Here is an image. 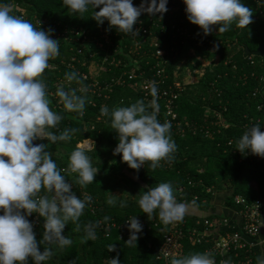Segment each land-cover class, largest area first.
<instances>
[{"label": "trees", "instance_id": "1", "mask_svg": "<svg viewBox=\"0 0 264 264\" xmlns=\"http://www.w3.org/2000/svg\"><path fill=\"white\" fill-rule=\"evenodd\" d=\"M174 1L167 0L168 10L162 18L159 13L151 15L142 12L137 18L140 24L133 25L134 31H136L135 26H138L136 35L133 36L118 33L114 28L110 29L106 20L103 24L97 25L92 18L91 8L83 14H73L63 5V0H3L4 3L11 5L13 14L29 20L37 28L40 26L43 30H46L45 27L53 30L52 38L59 41L60 54L49 62L55 67L46 69L43 77L49 93L50 108L62 115L61 121L52 131L59 134L64 128L76 129V132L72 134V139L67 141V144L71 146L90 139L96 145L104 143L115 149L118 137L111 128L110 118L100 115L101 106L107 105L111 111L114 106H129L140 99L147 103L151 99L149 90L146 91L147 100H145L142 92L133 89L132 85L138 78L129 80L127 75H122L131 69V59L137 61L139 67L137 74L142 73L141 79L158 81L155 73L163 69L166 78L161 80V84L158 83V88H173V59L180 54L184 43L197 48L201 54L207 55L212 52L218 55L220 63L214 69V75L206 70L201 79L196 82L199 93L204 96L205 100L194 99L190 93L184 91L173 100L169 111L165 108L164 102L158 103L157 118L161 123L166 120L170 121L171 137L176 144L172 162L169 164L161 161L162 166L155 170L148 167L147 163L139 170H132L121 161L119 154L114 155L115 162L142 183H153L155 186L161 182L171 183L177 202H188L192 195L207 198L202 191L203 186L215 185L214 180L217 175L227 181L228 193L242 194L252 199L255 195L254 185L260 187L264 183V174L261 172L264 165L248 162L245 158L232 153L225 146L224 141L228 139V135L238 134L243 125L248 123L243 116L247 119L257 116L256 106L262 105L264 101L260 98V94L251 95L256 87L263 90L264 82L258 86L253 78L248 77L254 71L256 74L264 73L263 62L260 58L253 56L252 61L255 66H252L249 64L248 55L245 54L246 51L254 52L260 43L264 45V17L259 15L260 9L255 0H242L245 6L253 10L252 22L246 28L237 27L233 23L228 31L219 33L216 32L219 25H215L207 41H199L197 37L204 34L197 26L187 21L184 5ZM132 3L134 6H140L141 0H132ZM262 8L264 10V7ZM93 11H99V7ZM143 28L148 34L141 33ZM162 28L164 37L161 36ZM74 32H81L85 35L88 39L86 44L78 45L70 42ZM104 35L111 38L112 46L105 45L104 52H102L94 45V40L102 42ZM153 37L158 39L157 48L164 50L162 58H156L157 48L150 46ZM198 44L201 47L198 48ZM80 48L82 51L78 54L77 50ZM113 51L116 54H113ZM92 55H94L93 58ZM105 55H107V61L102 62ZM112 55L114 63L120 61L119 64L123 67L107 65L106 69L109 76L112 74L115 78L123 76L120 85L112 86L107 99L95 97L91 100L86 93L77 92L78 95L86 96L82 116L64 110L58 102V97L55 96L57 87L63 85L65 90H69L77 85L73 82L67 87L63 83L66 81L65 72L75 70L79 75L87 74V67L91 62L104 65L110 62ZM218 74L221 75V79H216L217 83L213 88L211 84ZM108 79L109 77L103 80L101 86H104ZM214 90L221 92L220 98L216 97ZM52 93L53 95L50 96ZM219 100L222 105L226 106V111L222 113V122L228 125V129H222L220 135L214 132L213 135L207 137L202 129L205 106L213 105L216 108ZM168 112L170 113L167 115ZM171 115H174V119ZM60 142L64 141L56 143ZM39 143L40 139L33 141V144ZM106 167V161L97 166L98 171L93 183L83 188L76 183L77 174L70 177L68 173L62 172L65 179L72 184V190L76 195L80 197L81 193H86L92 197L91 204L94 209L91 212L89 205L86 206L78 221L80 231L75 230L76 226L72 222L65 226L63 234L69 237L72 243L64 248L52 245L54 255L46 264H108V259L113 256H117L121 264H156L155 255L161 242V234L153 224L161 222L158 215L154 213L152 217H147L140 208L135 206H128L121 213H118L115 208L106 207L104 191L100 185H97ZM199 170H201L200 173ZM187 179L195 184L200 181L202 185L197 184L191 187L187 184ZM181 186H183V191L178 192ZM106 215L110 217V220L104 223L115 222L116 224H122L130 217L136 216L143 226L142 231L138 233L136 247L124 243L128 238L119 239V232L116 228L111 229L109 235L105 237L99 226L96 229L97 238L95 240L84 242L81 239L84 235V225L98 220L102 221ZM27 219L30 221L29 217ZM184 219L190 222L193 220L188 214H185ZM38 220L39 226L33 228L37 241L42 238L43 233V218L39 217ZM182 243L184 248L182 256L204 253L207 249L204 244L192 245L186 240ZM109 244H115L113 252H108ZM46 246L48 245L42 243L40 250L43 251ZM29 264H32L31 259H29Z\"/></svg>", "mask_w": 264, "mask_h": 264}, {"label": "clouds", "instance_id": "2", "mask_svg": "<svg viewBox=\"0 0 264 264\" xmlns=\"http://www.w3.org/2000/svg\"><path fill=\"white\" fill-rule=\"evenodd\" d=\"M187 21L198 27L204 35L213 32L224 33L235 23L246 28L252 22L253 10L242 0H182ZM264 4V0H257ZM63 5L73 14H83L91 8L92 18L97 25L106 20L109 28L118 33L136 35L133 25L142 12L151 15L167 12V0H141L134 6L132 0H63ZM145 5H147L145 7ZM99 7V11H93ZM51 29L35 27L29 20L15 15L11 5L0 0V264H43L54 255L52 245L64 248L72 241L63 234L65 226L72 222L80 231L79 218L92 197L84 194L81 199L72 190L62 172L77 174L76 183L81 187L93 183L97 168L90 157L79 146L69 155L67 168L57 167L56 161L46 149L48 144H33L34 140L47 142L70 141L74 128H64L57 134L52 131L61 121L62 115L50 108L49 93L43 73L55 65L49 63L60 54L59 41L52 38ZM66 82H75L79 87L65 90L57 87L55 96L67 112L82 116L85 109L88 87L83 77L72 70L64 74ZM151 99L147 103L140 99L129 106H101L100 115L110 118V125L116 132L118 143L113 154H119L121 161L132 170H139L146 163L155 170L161 161L171 163L176 151L171 137L170 121L161 123L158 86L156 81L146 82ZM77 91L82 93L77 94ZM260 124H253L242 133L236 150L242 154L251 153L264 157V131ZM93 144L92 141H90ZM41 192L43 194L41 195ZM110 206H127L120 195L108 193ZM194 203V201H193ZM137 204L147 217L154 213L164 226L179 223L184 219L188 204L177 202L169 182H161L142 191ZM33 213L43 218L42 238L37 241L33 225L27 217ZM84 225V242L97 238L96 229L101 223ZM129 237L125 244L136 247L142 224L136 216L127 220ZM42 243L46 247L40 250ZM108 252L115 250V244L107 246ZM108 264H121L117 256L108 259ZM170 264H215L207 252L173 256ZM220 264H231L223 260ZM264 264V258L259 259Z\"/></svg>", "mask_w": 264, "mask_h": 264}, {"label": "built area", "instance_id": "3", "mask_svg": "<svg viewBox=\"0 0 264 264\" xmlns=\"http://www.w3.org/2000/svg\"><path fill=\"white\" fill-rule=\"evenodd\" d=\"M174 2H178L183 5L182 0H175ZM255 3L260 9L259 15L264 17V10L262 8L264 7V4L257 3V0H255ZM146 6L147 5H145V7ZM137 24L139 25L140 22L137 21ZM44 29L48 30L47 27H45ZM135 29L137 31V25L135 26ZM141 33L143 35L148 34L147 30L144 28L143 30H141ZM161 36L164 37L163 28ZM153 38H156V42L150 43V46L157 48L158 39L157 37ZM197 38L199 39V41H207L208 35H201ZM87 41L88 39L81 32H74L73 39H70V42H74L78 45L86 44ZM111 43V38L107 35L103 36L102 42L94 40V45L97 47V49L98 47H102L103 49L105 45L112 46ZM199 47H201L200 44H198V48ZM81 51V49H78L77 53L80 54ZM163 52L164 50H162L161 48H157L155 57H164ZM91 57L93 58L94 55H92ZM252 57L253 56L248 55V61L250 65L255 66L254 61H252ZM105 61H107V58L102 59V62ZM108 63L110 62H107V64ZM119 63L120 62H118V65H120ZM130 63L132 65L131 69L128 73H123V76L127 75V78L129 80L138 78V80L143 81L145 84L146 82L150 81L147 79H141L140 77L142 76V73L137 74V71H139V67L136 60L131 59ZM219 63L220 62L218 59L217 65L214 64L212 69H210L209 66L204 67L201 77L203 76V74H205L204 72L206 70H208L210 74L214 75V69L219 66ZM155 74L159 79L158 81H156L158 86V83L160 82L161 84V80L163 78H166V75H164L163 69L158 70ZM79 76L83 77V81L87 82L85 85H87L88 87L87 93H92L91 100L95 97L97 99H107L109 97L108 93L112 89V86L120 85V83L122 82L121 78L123 77L121 76L115 78L113 76L109 82H106L104 86H101L92 84V81L88 80L86 74H81ZM248 77L253 78L258 83V86H260L261 83L264 82V73L256 74L254 71L251 72ZM244 78H247V76H244ZM216 79H221V75H216L214 81L211 84L213 88L217 83ZM138 80H136L135 82H137ZM63 83L66 84L67 87L70 86L66 81H64ZM58 85L59 83L57 84V86ZM78 87V85L75 86V88L77 89ZM147 90L148 89H146L145 87L144 91L140 90V92L143 93L145 100H147L145 97ZM214 91L216 92V97L220 98L221 92L216 90ZM77 92L80 93L79 91ZM183 92L184 88L180 86L179 83L173 81V88H158L157 102H164L165 108L169 111L170 105H172L173 100H175L176 97ZM256 94H260V98H263L264 100V89L261 90L260 88L256 87L251 92V95L254 96ZM52 95L53 93L50 94V96ZM202 100H205L204 96H202ZM217 104L218 106L216 108L213 107V105L205 106L202 129L207 137L209 135H213L214 132L216 135H220L222 129H228V125L222 122V113L226 111V106L222 105L220 100L217 102ZM256 111L258 112V115L255 117L247 119V117L243 116V119L248 123L243 125L238 134L235 133L233 136L228 135V139L224 141V144L232 153H236L237 155L245 158V160H247L248 162H256L264 165V157H258L251 153L242 154L238 150H236L237 141L242 133L246 130V128L250 127L253 124H260V130L264 131V101L262 105L256 106ZM169 113L170 112H168L167 115ZM171 117L172 119H174V115H171ZM141 168H143V166H141ZM198 172L200 173L201 170H199ZM261 172H263L264 174V167H262ZM220 179L223 181L224 178L221 176H216L214 180L215 185L211 187L203 186L202 191L207 196V198H200L199 196L192 195L188 202L182 201L188 204V209L193 208L199 213L196 214L192 211L193 214L189 215L193 219L191 222L183 219L181 222L169 225L167 227L164 226L161 222L153 224V226L157 228L159 234H161V242L156 250L155 255L156 264H170L173 256H182L184 249L182 243L183 240L188 241L192 245H206V252L214 258L215 264H220V262L223 260H230L231 264H259V259L264 258V183H262L260 187L254 185L253 192H255V195L254 197H252V199H248L242 194L233 195L228 193V191L226 190L227 181H225L222 184L223 186L221 187ZM187 184L191 187H194L197 184L202 185L200 181L195 184L191 180H188ZM182 191L183 186L178 188V192ZM83 196L84 193H81V199H83ZM91 203L89 204V208L92 212V209L94 208L92 207ZM217 209L220 210L219 213L217 212ZM29 218V222L32 223L33 228H37L39 226L38 215L33 213L31 216H29ZM115 228L118 229L119 239L129 237L130 233L128 230L127 220H125L122 224H116L115 222L100 224V229L105 237L109 235L111 229ZM46 263H48V260L43 262V264Z\"/></svg>", "mask_w": 264, "mask_h": 264}, {"label": "rangeland", "instance_id": "4", "mask_svg": "<svg viewBox=\"0 0 264 264\" xmlns=\"http://www.w3.org/2000/svg\"><path fill=\"white\" fill-rule=\"evenodd\" d=\"M95 35V33H93ZM110 42V40H109ZM156 38H152L150 43H155ZM82 50V48H80ZM99 50L104 52L102 47H98ZM113 54H116L114 51ZM107 58V55L104 56V59ZM219 57L210 52L207 55L201 54L198 49L193 46L184 43L182 50L178 56L173 59V81L179 83L180 86L184 88V91L190 93L194 99H201L202 94L199 92V87L196 85V82L201 79L202 70L204 67L209 66L210 69L213 68V65H217ZM113 55L108 64H97L91 62L87 67V77L89 81L94 85H101L103 80H106L109 77L108 81L113 77L114 74L109 76L106 66L116 64L113 63ZM122 67V65H121ZM209 72V71H208ZM205 73V72H204ZM111 77V78H110ZM105 82V81H104ZM106 83V82H105ZM135 91H144L145 83L138 80L132 85ZM88 97L91 99L92 93H87ZM203 101V100H202ZM90 139L75 143L74 146L67 144V142L60 143H51L47 140L40 139L39 144H48L47 151L51 153L52 159L56 161L57 167L64 169L67 168L69 162L70 153L79 146L86 154L90 157L91 162L94 167L101 165L102 162L106 161L107 167L103 177L97 181V185L101 186V189L104 191V203L108 208H115L118 213H121L128 206L138 207L137 200L142 191H147L151 186H155L153 183H142L126 169L121 167L119 164H116L115 157L113 154V147L106 145L104 143L97 144L93 142L90 143ZM70 177H74L75 173H69ZM218 176V175H217ZM221 180V179H220ZM223 181L221 180L220 186L222 187ZM108 193L119 196L120 199L126 201L127 206L124 208L119 207V202L116 206H110L107 203ZM85 194V193H84Z\"/></svg>", "mask_w": 264, "mask_h": 264}, {"label": "water", "instance_id": "5", "mask_svg": "<svg viewBox=\"0 0 264 264\" xmlns=\"http://www.w3.org/2000/svg\"><path fill=\"white\" fill-rule=\"evenodd\" d=\"M246 55L258 57L262 60L264 66V45L260 43L254 52H245Z\"/></svg>", "mask_w": 264, "mask_h": 264}, {"label": "crops", "instance_id": "6", "mask_svg": "<svg viewBox=\"0 0 264 264\" xmlns=\"http://www.w3.org/2000/svg\"><path fill=\"white\" fill-rule=\"evenodd\" d=\"M192 211L195 212L196 214H199V213H198L195 209H193V208L188 209L187 212H186V214H188V215H192V214H193ZM217 212L219 213L220 210L217 209ZM195 213H194V214H195Z\"/></svg>", "mask_w": 264, "mask_h": 264}, {"label": "bare ground", "instance_id": "7", "mask_svg": "<svg viewBox=\"0 0 264 264\" xmlns=\"http://www.w3.org/2000/svg\"><path fill=\"white\" fill-rule=\"evenodd\" d=\"M84 144H85V142H84Z\"/></svg>", "mask_w": 264, "mask_h": 264}]
</instances>
